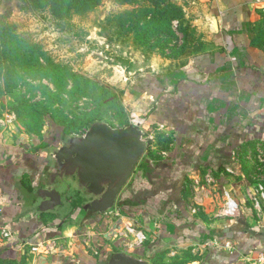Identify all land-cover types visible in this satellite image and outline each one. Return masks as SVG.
I'll return each instance as SVG.
<instances>
[{
    "label": "crops",
    "instance_id": "crops-1",
    "mask_svg": "<svg viewBox=\"0 0 264 264\" xmlns=\"http://www.w3.org/2000/svg\"><path fill=\"white\" fill-rule=\"evenodd\" d=\"M209 12L215 25L204 50L178 68L134 79L141 120L159 129L168 147L158 157L144 154L150 176L133 172L112 212L82 227L59 226L61 219L49 213L18 218L22 191L34 185L46 164L45 148L58 142L61 128L32 144L0 135L5 199L0 226L16 232L8 240L0 237V255L19 260L30 251L34 264H98L104 251L120 250L158 264L160 255L190 248L200 256L184 264H246L242 256L255 251L253 242L231 238L240 231L227 228L240 213L252 226L253 215L239 212L234 219L210 223L195 215L194 203L206 204L210 197L209 190L197 187H219L242 202V188L253 186L245 178L264 151V0H209ZM126 198L138 205L121 204ZM127 226L145 235L141 244L123 246L124 236L134 233L125 234ZM63 239L68 248L56 249ZM80 240L93 246L94 256L83 251Z\"/></svg>",
    "mask_w": 264,
    "mask_h": 264
},
{
    "label": "rangeland",
    "instance_id": "rangeland-1",
    "mask_svg": "<svg viewBox=\"0 0 264 264\" xmlns=\"http://www.w3.org/2000/svg\"><path fill=\"white\" fill-rule=\"evenodd\" d=\"M214 25L209 0H0V135L32 144L59 126L62 133L83 134L92 120L116 127L137 123L144 114L131 89L135 77L186 64L207 47ZM142 127L145 153L160 156L168 147L165 136ZM254 161L243 206L233 196L237 208L229 213L222 188L197 187L210 197L194 203L195 215L214 223L247 212L252 226L264 224V151ZM56 245L68 248L64 239ZM79 245L94 256L90 243ZM170 252L157 263L184 264L200 256L190 248ZM33 258L25 251L0 264H34Z\"/></svg>",
    "mask_w": 264,
    "mask_h": 264
},
{
    "label": "water",
    "instance_id": "water-1",
    "mask_svg": "<svg viewBox=\"0 0 264 264\" xmlns=\"http://www.w3.org/2000/svg\"><path fill=\"white\" fill-rule=\"evenodd\" d=\"M138 123L122 127L104 120H92L83 134L60 133L56 144L45 148L46 164L31 189L22 191L18 218L25 220L49 213L82 227L100 215L113 211L115 204L144 155L148 142ZM228 231L231 238L251 240L255 250H264V225L249 226L244 216ZM98 264H149L120 250L104 251Z\"/></svg>",
    "mask_w": 264,
    "mask_h": 264
},
{
    "label": "built area",
    "instance_id": "built-area-1",
    "mask_svg": "<svg viewBox=\"0 0 264 264\" xmlns=\"http://www.w3.org/2000/svg\"><path fill=\"white\" fill-rule=\"evenodd\" d=\"M250 3H254V4H261L263 0H246ZM138 124L142 126H146L144 120H140L137 121ZM144 129V128H143ZM256 200V199H255ZM257 203V200L255 201ZM5 204V199H4V195H3V190L0 186V211L2 210V208L4 207ZM237 206L234 203V201L232 199H230V201L227 204V211L229 213H233L236 210ZM134 231V233H133ZM133 233L132 237H128L124 236V242H123V246H125L126 248H131L132 246H137L139 244H141L144 239H145V235L141 232V231H135V229L130 226V227H126V233ZM16 232L14 230H11L5 226H0V237L2 239H11L13 237H15ZM41 246V244H37L35 247H33V250L38 249ZM226 247H229V243H226L225 245ZM242 259L245 261L246 264H264V250H255V251H251L248 254L242 256Z\"/></svg>",
    "mask_w": 264,
    "mask_h": 264
},
{
    "label": "trees",
    "instance_id": "trees-1",
    "mask_svg": "<svg viewBox=\"0 0 264 264\" xmlns=\"http://www.w3.org/2000/svg\"><path fill=\"white\" fill-rule=\"evenodd\" d=\"M59 127L61 128L60 130L63 131L62 126H59ZM150 163H151L150 160H147V159L145 160L144 155H143L142 158H141V160L137 164L134 172L137 173L139 171H143V173H145L146 175H149V172H150V165L149 164ZM131 191H132V189H131ZM119 198H122V196L119 197ZM136 203H138V202L137 201L130 200V199H127V198L124 199V200H122V202H121V204H128L130 206H136V205H138ZM0 259H2V260H10V262L17 260L16 258L4 257L2 255H0Z\"/></svg>",
    "mask_w": 264,
    "mask_h": 264
}]
</instances>
